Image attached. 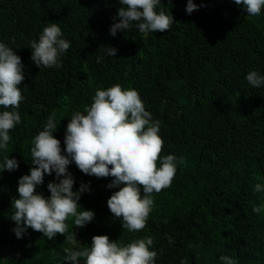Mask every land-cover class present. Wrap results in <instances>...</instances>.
<instances>
[{"label":"trees","instance_id":"trees-1","mask_svg":"<svg viewBox=\"0 0 264 264\" xmlns=\"http://www.w3.org/2000/svg\"><path fill=\"white\" fill-rule=\"evenodd\" d=\"M193 2L202 6L188 14L187 0H161L175 20L166 32L143 34L133 26L112 36L119 0H0V42L21 57L25 77L18 85L20 123L9 131L7 150L0 149V165L6 156L19 165L0 172V264H68L63 249L82 251L94 235L121 246L151 237L154 264H224L221 256L264 264V191H254L257 183L264 186V86L246 80L249 71L264 75V7L252 17L234 0ZM49 22H57L70 47L59 68L39 69L30 42ZM107 46L117 49L115 57ZM114 84L138 91L153 121L161 122L160 157H177L171 185L152 193L146 227L122 229L107 206L119 190L107 187L113 178L86 175L72 163L73 190L81 183L90 188L78 203L94 219L76 228L69 217L68 232L52 240L30 228L17 238L11 202L19 178L33 167L34 137L54 112L63 150L72 115L84 113L97 89ZM51 181L58 182L54 172L37 191L49 196ZM73 233L75 243L66 240Z\"/></svg>","mask_w":264,"mask_h":264},{"label":"clouds","instance_id":"clouds-1","mask_svg":"<svg viewBox=\"0 0 264 264\" xmlns=\"http://www.w3.org/2000/svg\"><path fill=\"white\" fill-rule=\"evenodd\" d=\"M119 3L121 7L113 17L118 22L110 27L112 36L118 30L125 32L133 26L143 34L163 33L175 22L171 14L162 10L161 0H119ZM234 3L243 5L252 17L260 15L264 7V0H234ZM200 6L187 0L186 12L191 14ZM158 8L161 10L157 11ZM69 47L57 22H49L39 39L30 42L31 61L39 69L41 66L59 68L60 56ZM116 52V48L107 46L109 56L115 57ZM23 69L16 51L0 42V106L5 109L0 111V149L7 150L9 131L21 120L16 109L23 100L18 87L25 79ZM246 80L253 87L264 86V75L258 71H249ZM92 101L84 108L86 114L76 111L69 120L63 150L61 141L54 136L57 131L54 112L43 130L34 137L31 147L33 167H30V174L19 178L18 198L13 197L11 202L14 212L10 219L15 222L13 231L17 238H22L30 228L52 240L57 234L64 236L68 232L66 221L69 217H74L76 228H83L94 219V211L82 209L78 203L81 194L90 188L81 183L78 190H73L75 181L68 171L72 163L86 175L113 178L107 187L119 190L108 198L107 206L114 218L120 220L122 229L128 232H139L146 227L154 203L152 193H159L171 185L177 157L172 154L160 157L163 148V140L158 135L161 122L153 121L138 91L114 84L106 90L97 89ZM18 167L16 159L6 156L0 172H11ZM53 172L58 182L47 184L50 195L46 197L37 191V186L43 185L45 175L51 176ZM254 191H264V186L257 183ZM261 210V207L253 208L255 213ZM66 240L75 243V233L67 235ZM169 242H172L171 238ZM152 245L151 237L133 239L121 246L107 235H94L91 245L82 251L68 247L63 251L68 264H79L80 258L84 259V264H154L157 252L150 250ZM220 260L224 264H236L227 256H221Z\"/></svg>","mask_w":264,"mask_h":264}]
</instances>
